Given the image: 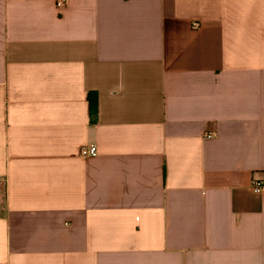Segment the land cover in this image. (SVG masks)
Listing matches in <instances>:
<instances>
[{"label":"crops","instance_id":"crops-1","mask_svg":"<svg viewBox=\"0 0 264 264\" xmlns=\"http://www.w3.org/2000/svg\"><path fill=\"white\" fill-rule=\"evenodd\" d=\"M256 182L264 0H0V264H264Z\"/></svg>","mask_w":264,"mask_h":264},{"label":"trees","instance_id":"trees-1","mask_svg":"<svg viewBox=\"0 0 264 264\" xmlns=\"http://www.w3.org/2000/svg\"><path fill=\"white\" fill-rule=\"evenodd\" d=\"M88 103L90 108L91 121L95 122L98 114V97L95 92L88 93Z\"/></svg>","mask_w":264,"mask_h":264},{"label":"built area","instance_id":"built-area-1","mask_svg":"<svg viewBox=\"0 0 264 264\" xmlns=\"http://www.w3.org/2000/svg\"><path fill=\"white\" fill-rule=\"evenodd\" d=\"M80 154L83 157L95 156L97 154V148L95 145L84 146L81 148ZM262 188H264V184L259 182L254 183V189L259 190Z\"/></svg>","mask_w":264,"mask_h":264},{"label":"rangeland","instance_id":"rangeland-1","mask_svg":"<svg viewBox=\"0 0 264 264\" xmlns=\"http://www.w3.org/2000/svg\"><path fill=\"white\" fill-rule=\"evenodd\" d=\"M2 195V194H1Z\"/></svg>","mask_w":264,"mask_h":264}]
</instances>
